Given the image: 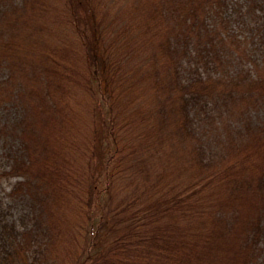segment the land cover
Instances as JSON below:
<instances>
[{"label": "trees", "instance_id": "trees-1", "mask_svg": "<svg viewBox=\"0 0 264 264\" xmlns=\"http://www.w3.org/2000/svg\"><path fill=\"white\" fill-rule=\"evenodd\" d=\"M126 1L0 0V264H264V0Z\"/></svg>", "mask_w": 264, "mask_h": 264}, {"label": "rangeland", "instance_id": "rangeland-1", "mask_svg": "<svg viewBox=\"0 0 264 264\" xmlns=\"http://www.w3.org/2000/svg\"><path fill=\"white\" fill-rule=\"evenodd\" d=\"M57 1V0H56ZM105 2L106 1V4L104 5V7L106 8V9H110V8H114L113 7V3L114 2H116V5L119 7V9H122V8H124L125 7V5H126V0H102V2ZM107 12V11H106ZM112 14V13H111ZM107 21H108V19H107ZM253 24H248L247 26H246V28L245 27H239L238 28V32H239V34L241 35V32H242V30L241 29H243V30H247V28L249 29L250 28V26H252ZM243 32H245V31H243ZM248 34V33H247ZM81 110L82 111H84V113L86 114V116H87V114H88V112L91 110V106H90V104L89 105H85V106H83V108H81ZM81 115V117H82V124H83V126H81L80 128H84V127H87L88 126V120H87V118H86V116L84 115V114H79V116ZM82 136L81 135H79V137L78 138H81ZM5 166H6V162H5V160L2 158V156H1V149H0V169H3V168H5ZM17 179V177H13V178H10V179H7V178H4L3 180H2V182H0V190H1V194L2 195H6V192L11 188V186H12V183L15 181ZM18 213H19V210H17V209H11V214H12V216H14V217H16L17 215H18Z\"/></svg>", "mask_w": 264, "mask_h": 264}]
</instances>
